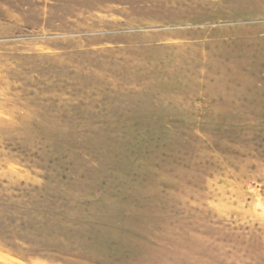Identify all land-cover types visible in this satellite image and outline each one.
<instances>
[{
  "label": "rangeland",
  "instance_id": "1",
  "mask_svg": "<svg viewBox=\"0 0 264 264\" xmlns=\"http://www.w3.org/2000/svg\"><path fill=\"white\" fill-rule=\"evenodd\" d=\"M0 264H264V0H0Z\"/></svg>",
  "mask_w": 264,
  "mask_h": 264
}]
</instances>
